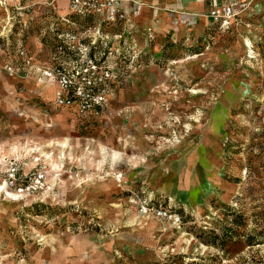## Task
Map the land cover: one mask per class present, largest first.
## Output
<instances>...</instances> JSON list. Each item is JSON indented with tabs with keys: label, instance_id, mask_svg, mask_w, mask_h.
I'll list each match as a JSON object with an SVG mask.
<instances>
[{
	"label": "rangeland",
	"instance_id": "obj_1",
	"mask_svg": "<svg viewBox=\"0 0 264 264\" xmlns=\"http://www.w3.org/2000/svg\"><path fill=\"white\" fill-rule=\"evenodd\" d=\"M71 15L0 0V264H264V233L244 241L264 231V0L233 29ZM18 39L47 62L88 49L108 70L102 105L57 107L53 81L5 72ZM134 189L179 224L140 212ZM223 226L239 236L210 244Z\"/></svg>",
	"mask_w": 264,
	"mask_h": 264
},
{
	"label": "built area",
	"instance_id": "obj_2",
	"mask_svg": "<svg viewBox=\"0 0 264 264\" xmlns=\"http://www.w3.org/2000/svg\"><path fill=\"white\" fill-rule=\"evenodd\" d=\"M127 1L129 0H68V11L69 14L94 17L100 22L117 23L126 18L127 14L121 5ZM249 6L250 0H221L212 4L205 16L213 23L226 26L240 17ZM132 14H137V11H132ZM62 35L57 34L56 38L60 39ZM29 47V41L23 43L18 39L15 47L10 50L11 55L3 62V70L10 75H36L53 81L56 85L54 105L57 107H76L81 111H89L102 105L103 96L99 90L105 82L108 70L100 68L96 58L88 53V49L79 48L75 56L61 57L62 60L53 54L52 58L57 61L47 62L36 56L35 51ZM15 175L17 169L12 167L9 171V177L12 178L8 182L14 187L17 186ZM18 189L23 190L24 187L18 186ZM130 193L129 200L140 212L179 224L180 216L170 207L164 206L160 196L146 193L142 197L139 194L144 192L135 189L130 190Z\"/></svg>",
	"mask_w": 264,
	"mask_h": 264
},
{
	"label": "crops",
	"instance_id": "obj_3",
	"mask_svg": "<svg viewBox=\"0 0 264 264\" xmlns=\"http://www.w3.org/2000/svg\"><path fill=\"white\" fill-rule=\"evenodd\" d=\"M221 0H129L121 5L122 10L128 16L137 11L131 21L136 24H144L157 32L169 30L173 27V21L178 20L179 27H183L188 21L200 19V24L206 18L210 6ZM241 18L232 20L224 26L233 29Z\"/></svg>",
	"mask_w": 264,
	"mask_h": 264
},
{
	"label": "trees",
	"instance_id": "obj_4",
	"mask_svg": "<svg viewBox=\"0 0 264 264\" xmlns=\"http://www.w3.org/2000/svg\"><path fill=\"white\" fill-rule=\"evenodd\" d=\"M71 16L72 17L73 16L82 17V16L75 15V14H73ZM83 17H90V16H83ZM59 30H61V29H59ZM42 39L45 40L44 37ZM42 43H44V42L42 41ZM30 44H31V42H30ZM30 47L32 48V45H30ZM225 212H226L225 216H229V215L231 216L228 219L229 223L235 224L236 226H238V228H241V224L243 223V220H244L242 217L243 215H241L240 213H235L236 209L233 207L232 208H226ZM261 233H264V231H257V232H253L252 234L245 235V239H244L245 243L248 245H253V244L259 243L257 235L261 234ZM211 234H212L211 238L208 241L210 242V244L218 245L219 247H222L227 240L232 239L233 234L236 236L237 235L239 236V233L236 230H231L230 226L229 227L223 226L221 233L212 232Z\"/></svg>",
	"mask_w": 264,
	"mask_h": 264
},
{
	"label": "bare ground",
	"instance_id": "obj_5",
	"mask_svg": "<svg viewBox=\"0 0 264 264\" xmlns=\"http://www.w3.org/2000/svg\"><path fill=\"white\" fill-rule=\"evenodd\" d=\"M245 42L248 44L249 42H248V40H245ZM12 149V148H11ZM15 149V148H14ZM14 149L12 150V151H14ZM10 150H9V148L8 149H5V150H3V151H1L0 152V157H4L5 155H8V154H10Z\"/></svg>",
	"mask_w": 264,
	"mask_h": 264
}]
</instances>
